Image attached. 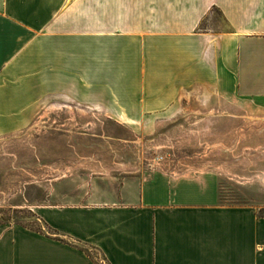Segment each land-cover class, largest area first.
I'll list each match as a JSON object with an SVG mask.
<instances>
[{
  "label": "crops",
  "instance_id": "0c3cea01",
  "mask_svg": "<svg viewBox=\"0 0 264 264\" xmlns=\"http://www.w3.org/2000/svg\"><path fill=\"white\" fill-rule=\"evenodd\" d=\"M150 1L162 19L145 41L142 74L136 38L129 40L134 103L117 101L126 91L113 69L108 91L115 100L92 107L134 123L142 118L134 109L150 115L174 108L182 93L204 91L264 109V0ZM70 2L0 0V135L27 124L46 92L90 104L91 37L83 23L68 19ZM211 12L216 23L196 31ZM95 40L96 83L106 87V36ZM130 194L120 202L38 206L49 231L0 224V264H101L90 249L106 264H264V217L248 205L219 202L214 173L157 171Z\"/></svg>",
  "mask_w": 264,
  "mask_h": 264
},
{
  "label": "rangeland",
  "instance_id": "374dc122",
  "mask_svg": "<svg viewBox=\"0 0 264 264\" xmlns=\"http://www.w3.org/2000/svg\"><path fill=\"white\" fill-rule=\"evenodd\" d=\"M67 8L68 19L75 27L83 23L91 37L90 104L83 106L64 92H46L27 124L0 135V224L49 231L36 213L38 206L126 201L157 171L212 172L219 202L248 205L264 217V109L204 91L182 93L174 108L150 115L131 108L127 111L142 112L134 123L122 122L130 119H118L112 109L92 107L97 101L109 107L115 100L108 91L113 69L126 91L117 101L134 103L128 97L129 40L136 38L135 68L142 74L145 41L158 31L161 13L147 0H71ZM217 17L207 14L196 31L209 29ZM100 32L106 36L102 68L107 82L98 88L92 54ZM65 83V78L59 80L58 88L64 89ZM137 95L139 101L145 99ZM89 253L104 264L97 251Z\"/></svg>",
  "mask_w": 264,
  "mask_h": 264
},
{
  "label": "built area",
  "instance_id": "2783aa9c",
  "mask_svg": "<svg viewBox=\"0 0 264 264\" xmlns=\"http://www.w3.org/2000/svg\"><path fill=\"white\" fill-rule=\"evenodd\" d=\"M104 264H106L105 262H103Z\"/></svg>",
  "mask_w": 264,
  "mask_h": 264
}]
</instances>
